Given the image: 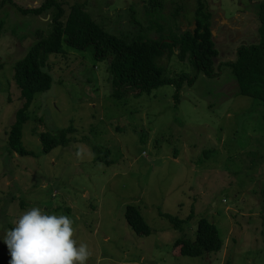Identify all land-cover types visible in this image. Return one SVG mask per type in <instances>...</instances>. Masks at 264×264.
Here are the masks:
<instances>
[{
	"label": "rangeland",
	"instance_id": "374dc122",
	"mask_svg": "<svg viewBox=\"0 0 264 264\" xmlns=\"http://www.w3.org/2000/svg\"><path fill=\"white\" fill-rule=\"evenodd\" d=\"M64 1L124 38L160 39L159 27L167 37L197 29V0H162L163 18L156 20L146 14L149 0ZM45 2L12 0L0 11V264L11 259L3 234L32 207L73 220L74 239L91 253L86 264H264V107L240 94L226 65L237 60L240 46L261 41L264 0H205L214 19L217 76L200 73L178 98L164 86L150 95L123 89L116 100L110 61L95 59L93 48L65 45L64 55L51 57L53 89L35 97L23 128V147L34 156H20L9 152L7 140L21 108L14 65L39 34L49 36L53 17L20 9ZM177 54L160 60L165 77H194L191 58ZM70 126L71 142L44 152L41 135ZM128 206L140 209L149 236L128 225ZM161 214L184 222L177 229ZM201 218L216 225L223 249L180 256L175 242L195 241Z\"/></svg>",
	"mask_w": 264,
	"mask_h": 264
},
{
	"label": "trees",
	"instance_id": "16d2710c",
	"mask_svg": "<svg viewBox=\"0 0 264 264\" xmlns=\"http://www.w3.org/2000/svg\"><path fill=\"white\" fill-rule=\"evenodd\" d=\"M11 1L0 0V11ZM197 1L196 31L188 30L180 35L167 37L163 34L162 27H159L161 37L156 40L145 39L143 36L124 38L112 34L95 22L81 5L72 4L68 7L64 0H46L39 8L20 9L24 15L52 14V32L48 37L39 34L38 42L14 65L13 80L19 92L21 108L17 111L8 133L9 152L20 156H34L33 152L23 147V128L30 120L29 111L35 97L53 89L54 78L48 70L51 57L64 55L65 45L78 51L93 48L95 59L110 61L109 71L114 91L112 97L116 100H121L123 89H132L140 94L150 95L164 86L174 87L178 98L182 88L185 85L193 86L200 73L206 77L217 76L214 59L218 56V51L215 47V38L212 36L213 15L207 10L205 0ZM146 9V14L155 19L164 9L163 2L149 0ZM180 9L176 8V15L179 14ZM259 20L261 41L256 45L240 46L237 60L226 65L233 70L240 87V94L261 102L264 107V3L261 5ZM3 29L4 24L0 22V38ZM175 49H178L177 55L181 61L191 58L197 72L194 77L188 74H181L178 78L165 77L166 71L160 60L167 52L173 55ZM74 131V127L70 126L57 134H42L44 152L51 153L60 146L68 145L71 142L70 135ZM161 216L169 220L177 229L184 222L167 214ZM125 219L138 235L151 234L149 225L136 206L127 207ZM223 246L224 241L218 228L206 218H201L199 221L195 241L178 239L174 244L177 254L188 257H204L219 253Z\"/></svg>",
	"mask_w": 264,
	"mask_h": 264
},
{
	"label": "clouds",
	"instance_id": "9594fccd",
	"mask_svg": "<svg viewBox=\"0 0 264 264\" xmlns=\"http://www.w3.org/2000/svg\"><path fill=\"white\" fill-rule=\"evenodd\" d=\"M73 220L46 214L40 207L24 211L3 234L9 264H86L91 253L74 239Z\"/></svg>",
	"mask_w": 264,
	"mask_h": 264
},
{
	"label": "water",
	"instance_id": "95a60500",
	"mask_svg": "<svg viewBox=\"0 0 264 264\" xmlns=\"http://www.w3.org/2000/svg\"><path fill=\"white\" fill-rule=\"evenodd\" d=\"M17 1V0H16ZM214 35H215V32L213 31V29H212V36L214 37Z\"/></svg>",
	"mask_w": 264,
	"mask_h": 264
}]
</instances>
